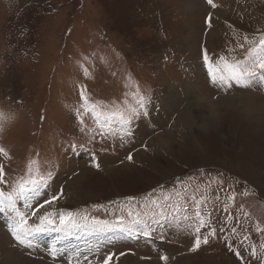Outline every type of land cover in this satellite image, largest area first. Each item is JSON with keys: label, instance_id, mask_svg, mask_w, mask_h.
<instances>
[{"label": "rangeland", "instance_id": "obj_1", "mask_svg": "<svg viewBox=\"0 0 264 264\" xmlns=\"http://www.w3.org/2000/svg\"><path fill=\"white\" fill-rule=\"evenodd\" d=\"M189 1L0 0V111L13 114L0 131L5 178L20 179L29 164L51 172L38 201L61 189L63 195L38 215L49 211L58 221L59 213H72L77 222L66 236L35 233L33 246L23 248L0 215V264H68L69 258L101 264L108 253H125L112 264H164L161 254L167 264L264 260V231H255L264 229V118L253 108L264 104V72L257 70L247 87L225 91L209 82L203 63L205 52L213 64L221 56L241 64L264 60L257 43L264 0H214L216 9ZM81 91L104 113L99 121L84 111ZM141 97L147 115L132 121L134 135L122 143L112 134L119 124L108 117L136 107ZM187 107L184 117L195 118L193 125L180 117ZM158 137L169 140L164 149ZM197 213L206 221L202 234L217 235L192 252L188 226ZM120 218L122 227L91 224Z\"/></svg>", "mask_w": 264, "mask_h": 264}, {"label": "snow or ice", "instance_id": "obj_2", "mask_svg": "<svg viewBox=\"0 0 264 264\" xmlns=\"http://www.w3.org/2000/svg\"><path fill=\"white\" fill-rule=\"evenodd\" d=\"M210 8L216 9L218 5L214 0H205ZM213 13H208L205 23L211 27ZM245 42H247V37H245ZM260 46H264V36H261L257 42ZM203 63L207 68V77L211 84L219 86L225 91L236 87H247L253 79L257 76V70L264 72V60H252L247 64H241L237 61H227L225 57H219V62L213 64L209 60L208 54L205 52L203 54ZM80 99L83 104V109L85 112H91L94 120L99 121L100 116L104 115L102 112H97L96 105L90 104L84 91L80 92ZM147 99L141 97L138 105L134 108H125L124 110H118L111 113L108 119L114 118L119 124V131L113 132V135H118L122 143H127L126 137L134 135V132L129 125L141 115H147L146 111ZM13 118V114L0 111V131L3 130L4 124L8 123ZM78 123L84 124V120L80 117L77 118ZM81 131H85L81 127ZM100 135H105L104 132H100ZM144 149L147 150V145L145 144ZM0 157H8V153L5 149L0 148ZM127 160L131 162L133 160V155L129 153ZM91 166L99 170V163L96 162L95 156L92 157ZM5 165L0 163V215L4 217L3 227L6 228L8 234L11 236L15 244L20 245L23 248H31L32 242L30 237L35 233L40 232H54L63 235H68L72 228L76 226L77 222L73 218L72 213H59V220L53 218L54 214L49 211H45L42 215H38L40 209L45 208L47 205H53L56 201L63 195V189L60 192L54 193L50 198L45 199L42 203L38 201V197L41 195V189L45 188L48 181L52 177L51 172L46 174H41L34 170L32 165L29 164L27 171L23 177L13 181L11 184L6 180ZM5 189H8L7 191ZM36 201V203H33ZM23 209V210H22ZM30 213V214H29ZM128 215L131 217L132 213L129 212ZM32 217H37L38 223L29 224V220ZM83 221L87 222L88 217H82ZM91 224L97 226L101 229L122 227L124 221L122 218L117 219L114 224H109L107 221L92 220ZM206 221L204 218L200 217L199 213L196 214V223L189 225L194 234V240L189 251H197L202 244L206 245L209 243V239L217 235L215 230L209 231L206 235L202 234V229L205 228ZM223 230H221L222 232ZM235 234L236 229L231 230ZM255 231L257 233L264 231V229L256 227ZM145 236H149V232L144 233ZM226 246L232 250V245L228 243L227 237H222ZM163 240V236H161ZM249 237L245 236L241 240L243 244ZM58 242V241H57ZM250 255L254 259H260L257 256V249L254 246H249ZM264 249V244L261 245ZM59 250L53 247L50 250V255L53 259H56ZM237 257H240V252L236 251ZM125 255V253H120L117 256L114 253H108L101 264H112L113 259L119 260L120 256ZM264 255V253H262ZM160 260L167 264L169 257L167 255H160ZM68 264H73L71 258H69ZM261 264H264V260H261Z\"/></svg>", "mask_w": 264, "mask_h": 264}, {"label": "bare ground", "instance_id": "obj_3", "mask_svg": "<svg viewBox=\"0 0 264 264\" xmlns=\"http://www.w3.org/2000/svg\"><path fill=\"white\" fill-rule=\"evenodd\" d=\"M188 1V0H187ZM192 1L193 0H190L189 2H188V6L192 3ZM192 5V4H191ZM194 5V4H193ZM193 9V8H192ZM205 9V8H204ZM204 99V98H203ZM222 100V99H221ZM202 101V103H203V101L204 100H201ZM233 101V100H232ZM247 102H249V103H253V101H252V99H249V100H246ZM205 102H207V100L205 101ZM199 104V103H198ZM198 104H196V105H194V108H198L199 107V105ZM207 104L210 106V107H212L213 106V103H211L210 101H208L207 102ZM253 108H255L256 110H255V114H258V116H263V118H264V104L262 103V102H260L259 103V105H254V107ZM182 113V112H181ZM185 113H189L190 114V110H189V107H187L186 108V111H184V113H182V115L180 116V117H184V115H185ZM188 117V120H190V122H188L189 123V125H193V123H194V120H195V118L193 119V117H191V116H187ZM187 117H184V118H186V120H187ZM180 122V121H179ZM184 122V121H183ZM182 123V122H181ZM186 126V125H185ZM186 128V127H185ZM166 137H169L170 138V136H166ZM167 141H169V140H167L165 137H158L157 139H156V143H158V146L160 147V148H162V149H164V147H165V144H166V142ZM154 142V141H153ZM153 144V143H152ZM75 183V182H74ZM71 184H73V183H71Z\"/></svg>", "mask_w": 264, "mask_h": 264}]
</instances>
